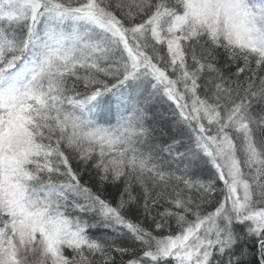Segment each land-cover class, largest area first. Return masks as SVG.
Returning a JSON list of instances; mask_svg holds the SVG:
<instances>
[{"label":"snow or ice","instance_id":"obj_1","mask_svg":"<svg viewBox=\"0 0 264 264\" xmlns=\"http://www.w3.org/2000/svg\"><path fill=\"white\" fill-rule=\"evenodd\" d=\"M0 264H264V0H0Z\"/></svg>","mask_w":264,"mask_h":264},{"label":"trees","instance_id":"obj_2","mask_svg":"<svg viewBox=\"0 0 264 264\" xmlns=\"http://www.w3.org/2000/svg\"><path fill=\"white\" fill-rule=\"evenodd\" d=\"M133 255H135V254H133ZM124 258H125V259H128L129 257H128L127 255H125V256L123 257V259H124Z\"/></svg>","mask_w":264,"mask_h":264},{"label":"rangeland","instance_id":"obj_3","mask_svg":"<svg viewBox=\"0 0 264 264\" xmlns=\"http://www.w3.org/2000/svg\"><path fill=\"white\" fill-rule=\"evenodd\" d=\"M124 260H127V259L124 258Z\"/></svg>","mask_w":264,"mask_h":264}]
</instances>
